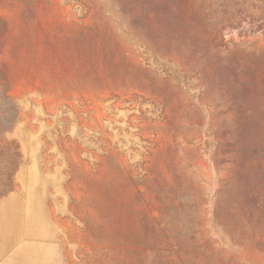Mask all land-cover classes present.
I'll list each match as a JSON object with an SVG mask.
<instances>
[{"label":"rangeland","instance_id":"1","mask_svg":"<svg viewBox=\"0 0 264 264\" xmlns=\"http://www.w3.org/2000/svg\"><path fill=\"white\" fill-rule=\"evenodd\" d=\"M0 224V264H264V0H0Z\"/></svg>","mask_w":264,"mask_h":264},{"label":"crops","instance_id":"2","mask_svg":"<svg viewBox=\"0 0 264 264\" xmlns=\"http://www.w3.org/2000/svg\"><path fill=\"white\" fill-rule=\"evenodd\" d=\"M11 240H12V237L9 233L6 234V233L2 232L1 224H0V255L2 252H4L5 250L10 248L11 242H12ZM14 242H15V238L13 239V243Z\"/></svg>","mask_w":264,"mask_h":264}]
</instances>
